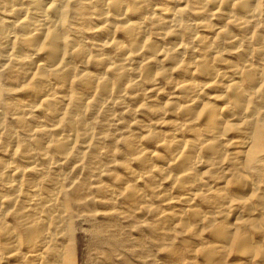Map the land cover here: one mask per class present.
I'll list each match as a JSON object with an SVG mask.
<instances>
[{
	"label": "bare ground",
	"instance_id": "obj_1",
	"mask_svg": "<svg viewBox=\"0 0 264 264\" xmlns=\"http://www.w3.org/2000/svg\"><path fill=\"white\" fill-rule=\"evenodd\" d=\"M98 206L166 264H264V0H0V264H75Z\"/></svg>",
	"mask_w": 264,
	"mask_h": 264
},
{
	"label": "rangeland",
	"instance_id": "obj_2",
	"mask_svg": "<svg viewBox=\"0 0 264 264\" xmlns=\"http://www.w3.org/2000/svg\"><path fill=\"white\" fill-rule=\"evenodd\" d=\"M124 125L129 124L130 128L128 130H122L121 133L122 139L124 135H136L135 130V121L139 119L138 116H120ZM136 119V120H135ZM125 138V137H124ZM122 139L117 140V147L115 153L118 155L121 150ZM147 141H144V146ZM102 143V142H100ZM119 161V160H118ZM122 179L125 175L120 169L119 164H111L108 167ZM107 172L102 173L104 182H107ZM97 180V179H96ZM95 180V181H96ZM93 181V182H95ZM115 207H119V204H115ZM118 209V208H117ZM94 210V209H93ZM98 215L97 218H94L86 227L83 228V232L79 234L78 239L74 243L75 247V264H98L100 252L93 247V232L95 226L99 224L106 223L105 231L107 234L113 236L118 242H123V247L111 255L110 261H104L103 264H166L165 253L158 248V246H163L167 242H153L148 235V222H150V216H147L143 222L134 217H131L124 211H117L120 217L115 218L114 222L103 220L100 216L103 212L101 207H97V210H94ZM147 234V235H146ZM141 237V238H140Z\"/></svg>",
	"mask_w": 264,
	"mask_h": 264
}]
</instances>
